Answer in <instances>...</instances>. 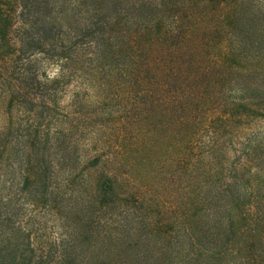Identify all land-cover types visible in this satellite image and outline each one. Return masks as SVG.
I'll list each match as a JSON object with an SVG mask.
<instances>
[{
	"label": "trees",
	"instance_id": "1",
	"mask_svg": "<svg viewBox=\"0 0 264 264\" xmlns=\"http://www.w3.org/2000/svg\"><path fill=\"white\" fill-rule=\"evenodd\" d=\"M263 126L264 0H0V264H264Z\"/></svg>",
	"mask_w": 264,
	"mask_h": 264
},
{
	"label": "rangeland",
	"instance_id": "2",
	"mask_svg": "<svg viewBox=\"0 0 264 264\" xmlns=\"http://www.w3.org/2000/svg\"><path fill=\"white\" fill-rule=\"evenodd\" d=\"M56 68L55 67H50V68H48V70H47V72L49 73V74H54V73H56ZM85 88H86V86H82L80 83H74L73 84V87H71V88H69L68 90H69V93L67 94V96L65 97V100H64V104L67 102V100L68 99H70V93L72 92L71 90H75V91H79L81 94L82 93H85ZM89 92V94L90 95H92L90 92L91 91H88ZM264 127V126H263ZM262 132L264 133V128H263V130H262ZM261 132V133H262ZM100 136H101V138H102V140H103V142L101 143V144H104V130H102L101 132H100V134H99ZM87 144H92V143H87ZM42 215V214H41ZM42 216H45V215H42ZM41 220V225L42 226H46V227H49V228H51V226H54V230L53 231H56V232H58V230H57V227H55V224L53 223V221L52 220H49L48 218H47V216L46 217H44V218H42V219H40Z\"/></svg>",
	"mask_w": 264,
	"mask_h": 264
}]
</instances>
